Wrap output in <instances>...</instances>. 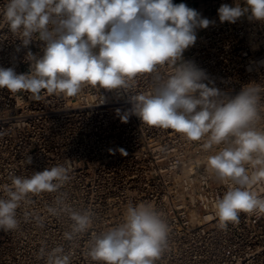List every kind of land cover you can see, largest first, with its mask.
Instances as JSON below:
<instances>
[{"label":"clouds","instance_id":"1","mask_svg":"<svg viewBox=\"0 0 264 264\" xmlns=\"http://www.w3.org/2000/svg\"><path fill=\"white\" fill-rule=\"evenodd\" d=\"M217 12L221 23L235 24L245 16L264 23V0L221 4ZM0 18L20 41L18 51L33 41L42 42V54L29 49L25 55L27 73L0 67V89L28 92L39 101L43 90L75 97L90 86L98 93L97 104L106 102L100 89L126 95L131 107L116 109L121 122L135 115L145 126L203 141L204 150L219 147L206 163L209 173L229 185L214 203L221 230L239 224L241 213L264 214V197L251 191L253 184L264 182V128L258 127L264 120V85L252 81L229 95L204 69L183 57L196 43L197 29H207L215 21L173 0H7ZM165 66L171 68L167 74L161 71ZM141 80L151 81L150 90H138ZM118 151L128 155L123 148ZM26 163H32L30 156ZM246 166L256 170L250 174ZM71 171L57 164L31 176L9 172L10 183L0 184V230L19 229L20 209L24 222L34 220L43 227L45 217L27 206L34 196L58 193L46 212L70 221L63 239L72 244L89 234L96 213L90 207L75 208L61 191ZM169 232L151 204L129 206L123 223L90 233L84 255L97 264H156L168 249ZM37 258L45 264H72V251L65 252L63 245L51 250L42 245Z\"/></svg>","mask_w":264,"mask_h":264},{"label":"built area","instance_id":"2","mask_svg":"<svg viewBox=\"0 0 264 264\" xmlns=\"http://www.w3.org/2000/svg\"><path fill=\"white\" fill-rule=\"evenodd\" d=\"M202 17L215 21L197 29V41L183 57L204 69L216 87L235 95L255 81L264 85V23L241 17L235 24L221 23V4L244 5V0H197ZM7 0H0V9ZM8 30L0 18V67L27 73L25 55L42 54V42L29 48ZM251 69V70H249ZM165 74L171 68L161 69ZM150 80L138 90L148 91ZM86 86L75 97L48 95L39 101L28 92L0 89V184L10 183L8 173L31 176L57 164L69 167L71 179L61 190L75 208L96 213L91 232L106 231L123 223L129 206L151 204L170 227L168 249L156 264H264V214H240L239 224L218 227L214 203L229 185L209 173L206 158L219 147L204 150L203 141H188L173 130L148 127L135 115L121 122L116 109H129L127 96ZM264 128V120L258 125ZM128 153L122 156L118 149ZM112 149L115 154L110 153ZM32 163L27 164V157ZM248 167L251 174L256 169ZM251 191L264 197V182ZM0 195H3L0 193ZM58 193L32 197L27 210L45 217L44 226L24 222L23 209L16 231L0 230V264H45L38 259L42 245L51 250L63 245L72 251V264H97L84 255L89 234L70 244L63 239L70 221L50 216L46 207Z\"/></svg>","mask_w":264,"mask_h":264},{"label":"rangeland","instance_id":"3","mask_svg":"<svg viewBox=\"0 0 264 264\" xmlns=\"http://www.w3.org/2000/svg\"><path fill=\"white\" fill-rule=\"evenodd\" d=\"M234 0H230L232 3ZM174 4H179V3H185L187 4L190 8H195L198 6L199 2L197 0H173Z\"/></svg>","mask_w":264,"mask_h":264}]
</instances>
